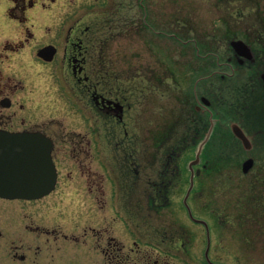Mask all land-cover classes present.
I'll list each match as a JSON object with an SVG mask.
<instances>
[{"label":"rangeland","instance_id":"1","mask_svg":"<svg viewBox=\"0 0 264 264\" xmlns=\"http://www.w3.org/2000/svg\"><path fill=\"white\" fill-rule=\"evenodd\" d=\"M35 1L38 10L35 12L37 14L32 15L31 22L50 24L81 22L84 26L90 27V33L86 37L88 40L97 41V56L93 59L90 70L96 65V59L98 70L102 60L108 66L107 75L112 74L116 77L113 79V87L119 91L132 90L133 123L129 129L130 139L122 138L121 127H117L119 138L103 139L101 145H97V161L91 159L90 165L97 166V184L101 183L105 186V196L99 194L101 198L97 204L96 202L84 204L83 197L78 196L76 192L78 197H70L66 202L69 207L63 203L61 211L51 213L60 216L54 228H50L51 231L58 229L56 233L46 234L42 227L36 224L31 225L30 229L23 226L21 233L14 237L15 242L13 238L8 242L0 241V264H114L111 256L105 253L109 252L105 247L107 246L105 235H100V245L98 231L97 237L92 233L85 234L84 230L89 226L97 227V230L106 228L112 231L110 235L116 236L119 244L127 248L133 241L145 248L151 245L148 254L151 256V264L155 260L161 262L166 260L168 264H207L204 258L207 246L205 229L190 222L183 206L189 188L188 165L189 161L195 160L198 146L189 147L191 143L189 123L184 122L178 126L173 123L178 111L175 101L188 87L184 80L190 78L192 71L189 65L195 50L194 45L183 48L179 42L170 40L168 34L170 32L180 34L182 40H190L191 44H195L194 40L207 44L215 38H225L222 35L226 32L225 28H241L245 25L262 33L264 37V0ZM4 6V0H0V44L8 38L7 33H9L7 26H1L9 22ZM145 21L151 22L156 28L151 27L152 31L155 33L160 31L162 35L156 37L152 31L143 28ZM237 32L235 30V33ZM148 71L155 75H161L163 72L165 81L160 92L150 85V105L145 107L142 97L147 82L143 77L147 75L144 72ZM179 77H182V88L176 82ZM109 79V77L105 78L107 81ZM113 134L112 130L108 135L113 136ZM131 143L128 152L125 151L123 148ZM223 145L221 141L212 140L205 148L202 162L197 168L208 165L210 160L220 158L225 153H229V157L232 158L238 157L240 162L237 166L233 165L228 169L219 166L214 170L217 171L214 174L213 171L202 173L200 175L202 181L200 182L198 178L194 181L195 191L205 187L211 192L215 191V197L211 200L202 193L194 196L195 191H193L189 199L191 212L195 218L206 221L210 226L212 248L209 252L212 262L264 264L263 237L246 239L244 242L239 235L245 229H238L237 220L234 219V213H237L236 209L239 205H236L237 208L230 207V215H228L230 217L229 219L225 217V213H228L227 205H230L231 201H238L236 195L240 194L238 190H229L231 186L228 180L233 183L235 181L238 187L242 185L240 184L243 181L242 163L248 155L243 150L235 151L234 148ZM173 153L175 154L170 162L171 167H178V171L176 178L171 179L172 175L171 181L169 177L167 178L166 183L170 181L172 185L163 199L158 198L160 210L157 212L152 210V206H148L146 201L147 188L142 180L144 176L141 175L142 173L139 176L134 175L132 168L149 167L148 192H154V183L162 182L160 176L158 180V174L164 171L165 167L167 168L168 155ZM65 156L67 155L58 154L60 168L63 169L61 189H64L65 183L68 182L66 168L73 166L72 161L64 158ZM254 156L257 161L256 168H253L255 173L260 167L264 153L256 152ZM114 168L122 170L127 168L129 175L127 174V179L124 180L119 174L112 175L119 184L117 187L112 186L114 187L112 189L108 179L104 176L103 181L98 180V175L102 177L100 174H107L108 169ZM80 178L79 175L76 181L85 182ZM217 182L222 185L215 186ZM217 202L224 204L223 208L219 207ZM40 205L39 202L0 199V221L14 220L17 217L16 211H19V216L22 220L27 219L28 225L31 219L30 210ZM242 209L243 207L240 210ZM218 221L228 222L227 229L219 230ZM131 228L147 231L146 237L144 235L145 238L141 239L139 236H133L132 232L133 238L126 237L124 233ZM0 230H3L1 226ZM7 243H10L8 246L18 247L25 260L15 262L11 259L9 257L11 248H6ZM159 247L173 249V252L164 253ZM244 254H249L247 261L243 260Z\"/></svg>","mask_w":264,"mask_h":264},{"label":"flooded vegetation","instance_id":"2","mask_svg":"<svg viewBox=\"0 0 264 264\" xmlns=\"http://www.w3.org/2000/svg\"><path fill=\"white\" fill-rule=\"evenodd\" d=\"M4 4L3 9L9 22L1 26H7L9 33L8 38L0 44V130L9 133L38 132L45 135L53 144L52 157L58 173L57 184L51 194L39 200L24 201L41 204L30 210V224L27 225V219L22 220L19 211H16L17 217L14 220L0 221L3 228L0 230V241L8 242L12 238L14 241L23 226L30 229L31 225L36 224L46 234L56 233L58 229L51 231L50 228H54L60 216L51 213L61 211L62 204L69 201L70 197L82 196L84 204H97L100 195L105 196V186L97 184V166L90 165L91 159L97 161V145L100 146L103 139L119 138L117 127H121L122 138L130 139L133 92L131 89L119 91L113 87V79L116 77L107 75L102 60L98 70L97 59L96 65L90 70L93 59L97 56V41L86 37L90 33V27L81 22H31L32 15L37 14L35 12L38 10L35 0H4ZM151 27H154L153 24L146 22V28L152 30ZM225 29L226 32L222 33L225 38H215L207 44L199 40H194L195 44H191L190 40H182L180 34H168L170 40L179 42L183 48L194 45L198 54V57H192L189 65L192 71L190 78L184 80L188 87L184 94L180 93L176 98L178 113L176 112L173 123L175 126L189 123L191 143L204 141L206 138L209 143L212 140L237 141L248 158L254 160L253 168H256V143L264 142V37L262 33L245 25ZM235 30L238 32L235 33ZM159 32L153 31V35L159 37ZM240 41L247 49L240 50L233 46L234 42ZM46 47H53L51 51L55 54L52 59H49L50 55L39 56L40 51ZM144 73L147 74L143 77L147 88L145 92L143 90L142 100L144 106L149 107L150 85L160 92L164 87L165 74L162 72V76L155 75L149 71ZM107 77L110 78L108 81L105 80ZM179 78L176 82L182 88V77ZM233 125H238L251 141L250 151L245 150L235 136ZM112 130L115 135L109 136ZM162 139L164 142V136ZM130 146L132 143L123 149L128 152ZM59 153L67 155L64 158L71 160L73 165L66 168L68 182L64 189L60 188L63 169L58 161ZM174 154L168 155L167 168L157 177L159 180L160 176L162 182L154 183L155 191L151 193L148 192L149 167H131L134 175L142 173L144 176L142 180L147 188L146 201L157 212L160 210L158 198L163 199L172 185L171 175V179L176 178L178 167L172 168L170 163ZM113 170L108 169L106 175L100 174L103 178L98 175V180L103 181L106 177L111 187H117L118 180L112 175L119 174L123 176V180L129 175L127 168ZM204 171V165L194 167L195 178ZM79 175L80 180L85 182L76 181ZM167 178L170 180L168 183ZM66 207H69L68 203ZM102 229L89 226L84 232L97 237L98 231L100 245V235H105V247L109 251L105 253L111 256L114 264H151V256L148 255L151 245L145 248L133 241L129 249L119 244L116 236L110 235L112 231ZM131 232L133 236L144 239L147 231L131 228L124 234L133 238ZM9 244L6 246L11 248L9 257L15 262L24 261L25 256L20 254L18 247L8 246ZM160 248L164 253L173 252V249ZM152 264H168V261L155 260Z\"/></svg>","mask_w":264,"mask_h":264},{"label":"water","instance_id":"3","mask_svg":"<svg viewBox=\"0 0 264 264\" xmlns=\"http://www.w3.org/2000/svg\"><path fill=\"white\" fill-rule=\"evenodd\" d=\"M233 46L240 50L241 48L247 49L242 41L234 42ZM51 48L53 47L42 49L39 56L45 57V55H50L49 59H52L55 52L51 51ZM232 129L237 139L241 141L244 149L250 151L252 143L243 130L238 125H233ZM206 140L201 143L197 150L195 161H192L190 164L192 170L193 166L200 163V155L207 143ZM52 150L53 144L51 140L41 133H9L0 130V199L32 201L42 199L51 194L55 190L58 178ZM253 166L254 160L247 159L242 165L243 173H249ZM193 181L194 173L192 172L190 188L184 199V205L191 219L206 227L208 246L205 252L207 262H209L208 251L211 246L209 226L206 222L195 219L188 205L190 191L194 187Z\"/></svg>","mask_w":264,"mask_h":264},{"label":"trees","instance_id":"4","mask_svg":"<svg viewBox=\"0 0 264 264\" xmlns=\"http://www.w3.org/2000/svg\"><path fill=\"white\" fill-rule=\"evenodd\" d=\"M142 27L145 28L144 26ZM104 70L108 71V66L105 67ZM199 142L189 143L190 144L189 147L195 148L198 146ZM210 143H208L207 146H209ZM222 143L226 145V147L228 146V148H234L235 151L241 150L237 141L235 142L234 140H228V141L226 140ZM256 151L264 153V142L256 143ZM228 154L229 153L227 154L225 153V155H223L220 158H214L210 160L209 164L206 165V171H204L203 174L204 173L207 174L210 171L211 172L213 171V174H214L215 172L214 170L218 169L219 166L222 169H225V168L228 169L229 167H233V165L237 166L238 162H240L238 157L232 158V157H229ZM261 161L262 162L260 163V167L256 169L255 173L253 172L254 171L253 170L249 174H246V175L243 173L241 174L242 176L241 179L243 180L242 183H240L242 184L241 186L238 187L235 181L233 183L231 180H228V184H230L231 186L229 190H234V189L238 190V193L240 194L236 195L238 201L236 202L235 200L231 201L230 205H227L226 209L228 210V213L224 212L225 217H228L229 219L230 216L228 215H230L229 214L230 207L234 208L236 207V205L240 206V207L238 206V209H236L237 213H234V219L237 220L238 229L241 230L242 228H245L244 231L239 234L242 240H244V242L246 241V239L250 240L256 237H260V236L263 237L264 239V157L262 158ZM200 178L201 176L198 177V179ZM225 180L227 181V179ZM201 181L202 179H200V182ZM217 185H222V183L218 184L217 182L215 186ZM193 191H195V189ZM193 191H192V195H193ZM200 193L204 194L205 196H208L211 200L215 197V194H214L215 191L211 192L209 189H206L205 187H202L200 191H195L194 196ZM217 204L219 205V207L223 208L224 204L222 205V204H219L218 202ZM242 207L243 209L241 211L240 209ZM228 219L226 221H228ZM226 221H218L217 228L219 230L220 229L226 230L227 229L226 225L228 224V222ZM244 255L245 256L243 260L247 261L249 254H244Z\"/></svg>","mask_w":264,"mask_h":264}]
</instances>
